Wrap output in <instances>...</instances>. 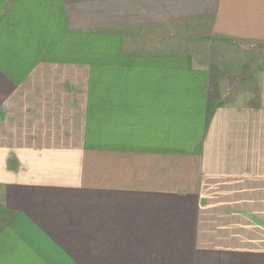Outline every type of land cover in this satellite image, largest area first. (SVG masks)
Wrapping results in <instances>:
<instances>
[{
    "label": "crops",
    "instance_id": "obj_1",
    "mask_svg": "<svg viewBox=\"0 0 264 264\" xmlns=\"http://www.w3.org/2000/svg\"><path fill=\"white\" fill-rule=\"evenodd\" d=\"M225 47L264 0H0V264H264V62Z\"/></svg>",
    "mask_w": 264,
    "mask_h": 264
},
{
    "label": "rangeland",
    "instance_id": "obj_2",
    "mask_svg": "<svg viewBox=\"0 0 264 264\" xmlns=\"http://www.w3.org/2000/svg\"><path fill=\"white\" fill-rule=\"evenodd\" d=\"M189 41V40H188ZM197 45V42H190V44H188V46L193 47ZM199 45L202 47L206 46V52L207 53H211L213 55H215V50H214V45L215 44H209V42L207 43L206 41H201L199 43ZM222 50L220 52H222V54H226L224 55V57L222 58V61H219V68L224 70V71H231L233 69V67L237 66L235 63H242L245 61V63H247L249 65V69H251V71L257 72L256 69L258 67H262L263 62H264V54L262 53H253L252 55H244L240 49H235V48H221ZM244 63V64H245ZM254 66V67H252ZM253 68V70H252ZM260 72V70L258 71ZM258 74V73H257ZM253 77H255V75H253ZM252 81H248L247 85H251ZM239 92L243 91V90H248L247 86L241 85L238 88ZM245 97H243L244 99ZM246 99V98H245Z\"/></svg>",
    "mask_w": 264,
    "mask_h": 264
}]
</instances>
